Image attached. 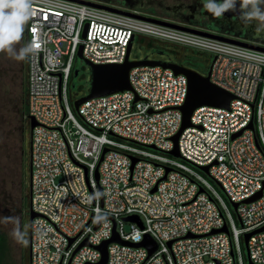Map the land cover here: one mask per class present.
I'll use <instances>...</instances> for the list:
<instances>
[{
    "label": "built area",
    "instance_id": "2783aa9c",
    "mask_svg": "<svg viewBox=\"0 0 264 264\" xmlns=\"http://www.w3.org/2000/svg\"><path fill=\"white\" fill-rule=\"evenodd\" d=\"M33 10L25 26L27 43L39 45L27 58L26 120L37 123L31 264H99L98 247L114 230L132 244L148 235L158 249L149 257L146 248L111 244L107 264H247L243 236L264 228V52L68 0H33ZM133 39L211 55V83L234 97L229 109L195 110L179 139L182 159L169 152L189 95L184 75L134 68L132 91L89 100L78 112L73 107L69 87L79 47L95 65L123 64ZM207 166L209 175L200 169ZM259 192V200L245 203ZM232 203L239 204L237 214ZM130 216L144 228L124 222ZM225 225L229 234L209 236ZM248 248L252 263L264 264V231Z\"/></svg>",
    "mask_w": 264,
    "mask_h": 264
},
{
    "label": "water",
    "instance_id": "95a60500",
    "mask_svg": "<svg viewBox=\"0 0 264 264\" xmlns=\"http://www.w3.org/2000/svg\"><path fill=\"white\" fill-rule=\"evenodd\" d=\"M68 1L79 3L82 5H87L90 7H94V8H98V9H102V10H106V11H110V12H115V13H119V14L132 16V17H135L137 19L144 20L147 22H152L155 24L174 28V29L181 30L184 32H188V33L212 38L215 40L235 44L238 46L250 48L253 50L260 51V52H264V47L256 46V45H252V44H248V43H244V42H240V41H235V40H232V39H229L226 37H222L219 35L207 33V32L195 29V27L192 25H185L184 26V25H179L176 23H171V22H167L164 20L156 19V18L145 17L142 15L133 14V13L128 12V11H123L120 9H116L113 7H109V6L99 4L96 2H92V1H88V0H68ZM187 26H191V27H187ZM83 37L84 38L86 37V32L84 33ZM134 41L135 40L133 39V41L131 42V44L129 46L128 55H127L126 61L123 64L95 65V64L91 63L90 61H88L87 59L84 58L83 46L79 47V51L77 54V63L80 62L83 66L88 68L89 88H88L87 94L85 96L80 97V98L76 99L75 101H73V107H74L75 111L78 112L79 107L89 100L98 99V98H105L108 96H112L114 94L123 93L126 91H132V87H131V83H130V72L134 68L146 67V66H149V67L160 66L164 69H170V70L174 71L175 74H177V75H184L188 78V81H189V95H188L187 101L184 104V106L182 108H180V110L183 113L182 128H181L180 132L174 138H172V141L174 143V149L169 152V155H171L172 157L177 158V159H182V156H181L180 151H179V146H178L179 139H180V136L182 135V133L184 132V130H186L187 128H190L192 126L191 118H192V115L195 112V110H197L198 108H201V107H206V106L229 109L230 104H231L232 100L234 99V97L230 93L222 90L221 88H219V87H217L211 83V81H210L211 70H209V72L207 74H203V73L199 72L198 70H196L190 66L177 65V64H166V63H162V62L154 61V60H149V59H133L131 57L132 56L131 54H132V47H133ZM214 60L215 59H213V62H214ZM78 74H79V70H76L75 76H78ZM27 87H28V81H27ZM27 101H28V94H27ZM36 126H37L36 121L31 117L30 122H27V129H26V135H25L26 149H27V153H28V160L26 162V168H25L26 173H27L26 197L28 199V204H29V209L27 211V217H26L27 218V224L25 226V230H26L25 246H26V254L28 257V264H31V226H32V223L35 220V218H37V216H38L31 209V197H32V195H31L32 164H31V157H30V155H31V139H32L31 137H32V131ZM248 128L250 130H255L254 123L252 122ZM241 134H242V132L234 135L233 138L235 139V138L239 137ZM111 135L114 136L112 133H111ZM256 144H257L258 148L261 149V146H260L257 138H256ZM149 148L152 150H156V148L154 146H150ZM106 153H107V149L104 151L103 157L101 158V162L103 161L104 155ZM132 159H133V167L132 168H134V165L137 162V160L135 158H132ZM200 169L206 175H209L210 166L200 167ZM170 172H171V169L166 168V176ZM96 177H97V180H99L98 171L96 173ZM165 179H166V177L164 178V180ZM220 188H221V186H220ZM200 193H204V191L200 190ZM261 196H262V193L259 192L255 197L246 200L245 203L249 204V203L255 202V201L259 200L261 198ZM231 206L233 208L234 213L237 214V209H238L239 204L238 203H232ZM102 220H103V218L100 220V222L98 223L96 228L99 227ZM123 220H124V222L135 223V224L139 225L142 229L144 228L143 223L138 216L126 217ZM237 221H238V224L240 225V227H243L242 220L240 219L239 216L237 217ZM263 231H264V228L259 229L255 232H252V233H247L243 236V242H244V247H245L247 264H253L251 259H250V255H249V248H248L249 240L253 235L261 233ZM222 233H225V234L230 233L227 225H225L224 228L221 230L213 231L211 234H209V236L215 235V234H222ZM192 237L193 236L189 235L186 238H192ZM86 244H87V242L82 244L81 247L86 245ZM111 244H120V245L132 246L135 248H140V247L146 248L149 252V257L152 256L158 249L157 243L148 235L145 236V239L142 243L132 244V243H128V242L123 241L120 238V236L118 235V233L114 230V234H113L112 238L109 241L103 243L101 246L98 247V250L101 252V255H102V258H101V261L99 264H107L108 263V259H109L108 249H109V246ZM172 244H173V242H170L169 246H171Z\"/></svg>",
    "mask_w": 264,
    "mask_h": 264
},
{
    "label": "flooded vegetation",
    "instance_id": "af4514ba",
    "mask_svg": "<svg viewBox=\"0 0 264 264\" xmlns=\"http://www.w3.org/2000/svg\"><path fill=\"white\" fill-rule=\"evenodd\" d=\"M113 8H122L153 16L179 25H192L204 32L226 37L256 46L264 47V38H256L251 28L243 29L236 12H226L221 19L213 18L203 10V0H88ZM239 5H237V8ZM25 45L27 34H25ZM142 41V42H141ZM149 42H153L152 45ZM133 59H149L166 64L195 67L207 74L213 65V58L207 53L176 47L158 41L137 39L133 43ZM80 64V62H78ZM79 74L88 82V68L80 64ZM27 73V64H26ZM26 129H27V124Z\"/></svg>",
    "mask_w": 264,
    "mask_h": 264
},
{
    "label": "rangeland",
    "instance_id": "374dc122",
    "mask_svg": "<svg viewBox=\"0 0 264 264\" xmlns=\"http://www.w3.org/2000/svg\"><path fill=\"white\" fill-rule=\"evenodd\" d=\"M25 34L26 30L21 41L15 45L17 50L25 46ZM25 64V60L0 53V230L10 237L15 264H20L22 255L18 181L21 138L25 129L20 113L21 75Z\"/></svg>",
    "mask_w": 264,
    "mask_h": 264
},
{
    "label": "clouds",
    "instance_id": "9594fccd",
    "mask_svg": "<svg viewBox=\"0 0 264 264\" xmlns=\"http://www.w3.org/2000/svg\"><path fill=\"white\" fill-rule=\"evenodd\" d=\"M203 10L215 19L223 18L226 12H236L243 29L251 28L256 38H264V0H203ZM35 14L33 0H0V53H8L16 60L36 53L34 41L15 48Z\"/></svg>",
    "mask_w": 264,
    "mask_h": 264
},
{
    "label": "trees",
    "instance_id": "16d2710c",
    "mask_svg": "<svg viewBox=\"0 0 264 264\" xmlns=\"http://www.w3.org/2000/svg\"><path fill=\"white\" fill-rule=\"evenodd\" d=\"M26 30V29H25ZM25 42V41H24ZM142 42V41H141ZM153 42H149L152 45ZM25 63L27 64V59H25ZM26 64L24 69H22V82H21V106L20 113L23 115L24 123L27 124L26 116L28 114V101H27V73H26ZM81 64V63H80ZM79 63H75V67L72 72L70 87H69V95L71 101H75L76 99L83 97L87 94L89 84L86 83L80 75L75 76V71L79 68ZM83 68H86L83 66ZM192 68L196 69L192 66ZM197 70V69H196ZM80 71V70H79ZM81 72V71H80ZM200 72V71H199ZM202 73V72H201ZM26 125L24 129V134H22L21 138V172L20 178L18 181L19 188V212H20V224H21V237H22V255L20 264H28V257L26 254V230L25 226L27 224V211L29 209L28 199L26 197V189H27V173H26V162L28 160V153L26 149ZM0 264H15L13 259L12 247L10 244L9 235L0 230Z\"/></svg>",
    "mask_w": 264,
    "mask_h": 264
},
{
    "label": "snow or ice",
    "instance_id": "6c2138e0",
    "mask_svg": "<svg viewBox=\"0 0 264 264\" xmlns=\"http://www.w3.org/2000/svg\"><path fill=\"white\" fill-rule=\"evenodd\" d=\"M39 45H37V47H38Z\"/></svg>",
    "mask_w": 264,
    "mask_h": 264
}]
</instances>
